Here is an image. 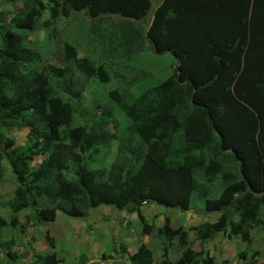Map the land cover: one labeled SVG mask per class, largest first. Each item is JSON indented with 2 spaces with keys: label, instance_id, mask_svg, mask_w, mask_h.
Instances as JSON below:
<instances>
[{
  "label": "trees",
  "instance_id": "obj_1",
  "mask_svg": "<svg viewBox=\"0 0 264 264\" xmlns=\"http://www.w3.org/2000/svg\"><path fill=\"white\" fill-rule=\"evenodd\" d=\"M3 1L22 3V9L10 23L0 12V179L6 162L15 183L13 216H0V237L5 229L23 227L18 215L26 210L42 224L57 214L82 220L99 207L136 215L148 236L153 227L141 209L151 205L202 219L187 231L172 230L163 219L157 236L164 251L175 238L181 250L173 264H208L203 246L220 234L250 243V233L264 223V0H162L141 44L120 23L142 20L150 0ZM49 7L52 19L81 13L89 18L87 32L98 35L103 52L98 61L77 57L73 46L84 50L78 37L58 51L64 67L36 66L42 55L24 43ZM146 43L156 55L169 53L176 68L131 105H122L131 127L109 128V109L100 105L101 115L85 114L88 83L111 81L105 57L118 59L121 52L129 60ZM132 81L143 82L144 76ZM162 116L172 117L177 129L144 141L138 131L153 128ZM7 127L29 132L22 141ZM115 142L108 171L91 167ZM211 216L216 219L209 221ZM189 234L200 242L198 252L191 250ZM46 239L53 249L48 233ZM6 258L10 264L13 258ZM128 262L155 264L145 244ZM34 264L60 263L51 254Z\"/></svg>",
  "mask_w": 264,
  "mask_h": 264
},
{
  "label": "rangeland",
  "instance_id": "obj_2",
  "mask_svg": "<svg viewBox=\"0 0 264 264\" xmlns=\"http://www.w3.org/2000/svg\"><path fill=\"white\" fill-rule=\"evenodd\" d=\"M161 2L162 0H150V9L142 20L120 23L123 32L128 36L132 35L141 44ZM20 9H22V3H17L13 7L0 0V12L7 15L6 20L9 22ZM41 14V18L36 21L34 30L28 37V43H24L25 47L42 55L37 60L36 66L57 64V67H64V58L58 51L64 44H75L74 41L78 37L80 43L84 45V50L79 51L77 44L73 46L77 49V57L87 56L95 61L99 60L103 52H101V47L96 40L98 35H91L87 32L89 18L81 13L74 18H65L60 15L52 19L51 7L46 8ZM53 33L55 35H52ZM90 44L92 45L90 46ZM107 56L102 63L107 67L110 66L111 81L106 85H101L97 81L88 83L83 111L88 116L101 115L100 110L97 112L96 106L108 108L111 116L108 122L111 125L109 128L117 124L119 129L124 131L131 127L132 121L125 116L122 105H131L137 94H142L148 88L158 85L172 75L176 68V61L169 53L154 54L147 43L139 48L137 54L126 61H124L121 52L119 55L121 58L118 59H109V61ZM111 62L114 64L111 65ZM114 74H118L121 78ZM137 74L144 76V81L132 84L131 82L137 78ZM100 119L104 118L101 116ZM175 129H177V125L174 119L170 116H162L153 128L138 132L145 141L154 137L164 139L168 133H173ZM6 130L9 135L22 141L25 140L29 132V129L14 127H7ZM122 134L121 136L128 135L124 132ZM181 142L180 138L176 143L177 149L181 148ZM110 145L107 153H100L97 161L90 162L91 167L95 170L108 171L117 150L116 142ZM3 167L4 174L0 179V216L9 221L13 216L9 202L13 199L15 183L6 162L3 163ZM145 207L147 206H143L141 209V214L146 219L145 222L153 227L152 233L146 238L142 234V225L138 222V225H134L136 219L132 214L117 212L111 207L89 210L87 218L82 220L70 219L57 214L54 222L42 224L36 223L32 210H26L18 215L19 224L23 227L8 228L2 232L0 237V264H8L6 262L8 256L13 258L10 264H34L38 257L51 254L55 255L60 264H86L90 260L91 262L87 264H128V257L134 251V246L136 247L137 243L141 242L147 243L146 245L153 253L155 264H159L164 259H169L173 264L181 256V250L177 247L178 241L175 238L173 246H169L168 250L164 251L165 244L162 243L164 240L157 236V229L165 217L168 218L172 230L181 228L185 231L196 226L199 223V218H196L192 212L180 214L177 209L160 206ZM262 214L264 222V211ZM215 219L216 216H211L208 220L214 221ZM47 233L54 240L53 249L49 248L46 239ZM188 239L191 250L198 252L200 242L195 240V235L189 234ZM249 240L250 243L248 244L236 237L230 239L226 235H218L203 246L209 259L208 264H250V258L254 253L257 255H255L253 263L264 264V223L261 229L250 233ZM123 248H126V253L122 251ZM242 253L245 255L240 258Z\"/></svg>",
  "mask_w": 264,
  "mask_h": 264
},
{
  "label": "crops",
  "instance_id": "obj_3",
  "mask_svg": "<svg viewBox=\"0 0 264 264\" xmlns=\"http://www.w3.org/2000/svg\"><path fill=\"white\" fill-rule=\"evenodd\" d=\"M148 207H152V206H147V207H145V208H148ZM123 213H125V212H123ZM132 216H134V218L136 219V222H135V224L134 225H138L137 224V222H138V220H137V218H136V215H134V214H132ZM195 216V215H194ZM200 218V217H199ZM198 221H199V219H198ZM200 221H202V219L200 218ZM131 222V221H130ZM129 222V223H130ZM129 223H127L128 225H129ZM132 223V222H131ZM132 225H133V223H132ZM135 227V226H134ZM126 232V231H125ZM138 233V232H137ZM123 236H125V234H123ZM147 236H145V238H146ZM141 244H144L143 242H141V243H137V245H136V247L134 246V251H132V253L131 254H134L136 251H137V249L139 248V246L141 245ZM147 243L145 242V245H146ZM147 246V245H146ZM148 247V246H147ZM148 249L150 250V248L148 247ZM91 262V260L90 261H88L87 263H90ZM153 262L155 263V261L153 260ZM86 263V264H87Z\"/></svg>",
  "mask_w": 264,
  "mask_h": 264
},
{
  "label": "clouds",
  "instance_id": "obj_4",
  "mask_svg": "<svg viewBox=\"0 0 264 264\" xmlns=\"http://www.w3.org/2000/svg\"><path fill=\"white\" fill-rule=\"evenodd\" d=\"M9 22V21H8ZM10 23V22H9ZM171 76V75H170ZM179 213L180 214H184V213H181L180 211H179ZM196 216V215H195ZM196 218H199L198 216H196ZM139 222V221H138ZM163 222V221H162ZM199 222H200V218H199ZM112 261V260H111ZM128 264H129V262H128Z\"/></svg>",
  "mask_w": 264,
  "mask_h": 264
}]
</instances>
